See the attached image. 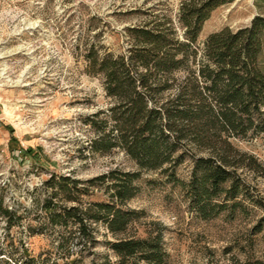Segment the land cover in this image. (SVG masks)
I'll list each match as a JSON object with an SVG mask.
<instances>
[{
    "label": "rangeland",
    "instance_id": "374dc122",
    "mask_svg": "<svg viewBox=\"0 0 264 264\" xmlns=\"http://www.w3.org/2000/svg\"><path fill=\"white\" fill-rule=\"evenodd\" d=\"M179 1L0 0V200L3 209L15 213L12 226L0 214V264H101L104 258L114 264L106 245L113 237L102 223L91 224L95 244L88 249L78 244L77 226L48 225L40 205L58 188L50 190L44 181L55 175L83 187V181L111 169H134L117 149L107 154L85 149L95 132L83 119L109 101L101 79L85 72L83 56L88 45L100 53H123L130 47L126 28L157 15L175 21ZM257 15L264 16V0L221 6L203 24L197 45L224 28L245 27ZM230 140L256 160L254 169L241 168L237 174L253 199L264 202V132ZM190 171L188 159L176 170L181 183L159 172H142L139 193L126 207L143 211L135 226L161 225L163 264H231L224 248L243 243L262 211L244 201L246 213L202 220L191 208ZM89 191L90 196L81 197L82 207L103 199L99 186ZM40 225L42 234H36ZM263 235L255 236L260 256ZM59 239L67 240L61 244Z\"/></svg>",
    "mask_w": 264,
    "mask_h": 264
},
{
    "label": "trees",
    "instance_id": "16d2710c",
    "mask_svg": "<svg viewBox=\"0 0 264 264\" xmlns=\"http://www.w3.org/2000/svg\"><path fill=\"white\" fill-rule=\"evenodd\" d=\"M234 1L180 0L175 21L157 15L126 28L130 47L118 55L86 47L85 72L101 79L109 103L83 119L95 132L85 149L100 154L117 149L134 169H111L83 181V187L78 180L51 175L44 185L58 189L40 205L49 226H77L78 244L88 249L95 244L91 224L102 223L113 237L106 245L114 264H163L161 225L135 226L143 211L126 204L138 195L142 172L181 183L176 170L189 159L188 193L199 218L246 213L244 201L261 209L243 243L229 245L223 254L231 264H264L255 249V236L264 234V202L253 199L237 174L254 169L256 160L230 140L264 132V16L212 33L197 45L211 14ZM94 185L103 189V199L82 207L81 197L90 196ZM0 214L12 226L15 213L3 209L1 200ZM36 234H42V225ZM101 264L112 263L104 258Z\"/></svg>",
    "mask_w": 264,
    "mask_h": 264
}]
</instances>
